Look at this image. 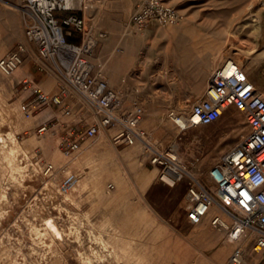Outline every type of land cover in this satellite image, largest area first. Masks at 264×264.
<instances>
[{"label": "rangeland", "instance_id": "374dc122", "mask_svg": "<svg viewBox=\"0 0 264 264\" xmlns=\"http://www.w3.org/2000/svg\"><path fill=\"white\" fill-rule=\"evenodd\" d=\"M165 1L182 19L138 30L131 22L144 0H93L95 10L87 16L100 34L94 57L104 63L109 84L122 91L126 108L141 100V125L154 143L179 142L186 168L209 181V169L249 131L245 113L232 108L218 121L181 131L170 111L189 110L228 56L236 57L264 93V0ZM29 17L21 0H0V57L21 44L27 47L13 74L0 73V134L8 135L0 148V264H200L199 224L189 221L186 208L189 176L176 185L162 179L140 143L114 140L117 127L86 138L77 151L62 148L69 124L83 130L96 116L87 101L62 87L55 66L41 68L37 46L27 37ZM205 51L209 67L201 70L193 59ZM25 79L61 94L63 103L24 111L22 105L33 100ZM47 121L51 128L39 135L38 127ZM24 151H38L56 166L55 174L42 182L2 185L7 163L20 162ZM69 174L76 182L66 192L61 186ZM47 219H55L63 237L53 234ZM223 231L221 243L229 234Z\"/></svg>", "mask_w": 264, "mask_h": 264}, {"label": "built area", "instance_id": "2783aa9c", "mask_svg": "<svg viewBox=\"0 0 264 264\" xmlns=\"http://www.w3.org/2000/svg\"><path fill=\"white\" fill-rule=\"evenodd\" d=\"M21 3L30 16L27 37L37 46L41 68L55 66L62 78V87L87 101L96 116L94 123L83 130L69 124L61 139L62 148L77 151L86 138L117 127L119 131L113 136L114 140L128 145L140 143L150 163L160 168L162 179L176 185L189 176L186 208L191 223L203 222L218 206L219 212L211 217V223L219 229H227L230 241L237 244L229 264H264V94L243 65L235 58H226L213 70L205 92L189 110L170 111L181 131L218 121L232 108L243 111L247 117L249 131L222 154L208 171L209 181H204L186 168L179 142L173 141L164 147L154 143L150 132L141 125L145 112L141 100L134 99L126 108L122 91L109 84L104 63L94 57L100 34L89 24L87 16L95 10L93 0H80L77 6L66 4L67 0H21ZM63 10L69 13L60 16L58 12ZM182 17V13L165 0H144L131 23L134 29L142 30L152 22L166 26L178 23ZM73 34L80 40H71ZM26 51L27 47L21 44L0 57V73L13 74L25 61ZM24 83L31 85L33 95L32 102L22 105L24 111L29 112L32 105L63 103L61 94H50L29 79ZM51 125L49 121L42 123L37 130L39 135H45ZM7 138V134H0L1 149L8 144ZM39 154L24 151L18 157L20 162L9 161L10 171L2 177V185L42 182L53 176L56 166L43 161ZM75 182L76 175L69 174L62 183V190L67 192ZM217 190L231 204L224 201ZM225 215L230 217L231 223ZM247 241H251L249 248Z\"/></svg>", "mask_w": 264, "mask_h": 264}, {"label": "crops", "instance_id": "0c3cea01", "mask_svg": "<svg viewBox=\"0 0 264 264\" xmlns=\"http://www.w3.org/2000/svg\"><path fill=\"white\" fill-rule=\"evenodd\" d=\"M76 37L77 36L73 35L70 39L78 40V37ZM201 51L203 52V48H201ZM193 61H195L197 65H200L201 70H208L209 59L206 51L204 56L201 53L200 58H194ZM139 90L140 89H137V91ZM217 212H219V209L214 207L208 217H206L203 222L199 223L198 229L200 233H202V238L197 249V260L200 264H229V256L236 246V244L227 240L221 243L222 239L225 237V232L223 229L215 228L211 223V217ZM225 216L229 219L227 215Z\"/></svg>", "mask_w": 264, "mask_h": 264}, {"label": "bare ground", "instance_id": "6f19581e", "mask_svg": "<svg viewBox=\"0 0 264 264\" xmlns=\"http://www.w3.org/2000/svg\"><path fill=\"white\" fill-rule=\"evenodd\" d=\"M66 4H69V5H79L80 4V0H67V3ZM244 24V23H243ZM258 28H260V25H258ZM250 51L251 50H248L246 52V59L248 61H250ZM229 57H232V58H236L234 56H228L227 58ZM206 78V77H205ZM205 83V82H204ZM203 84V83H202ZM201 85V83L199 84ZM199 87V86H198ZM197 87V88H198ZM263 93V92H262ZM264 94V93H263ZM160 132H165V127L164 125H162L160 127ZM183 158H184V155H183ZM103 176V175H102ZM218 207L217 205L215 206V208ZM212 212V211H211ZM48 220V219H47ZM55 220V219H54ZM53 219H49L48 221V224H49V227L51 228V230L53 231V234L55 236H58V235H61L63 237V231L60 229V227L57 225V223L54 221ZM199 226V225H198ZM47 227V226H46ZM50 230V229H49ZM206 231V230H205ZM199 232V231H198ZM205 233V232H204ZM202 234V233H201ZM206 235V234H205ZM215 235V234H214ZM214 237V236H213ZM217 237V236H216ZM227 240L230 241L231 240V236L230 234L227 235Z\"/></svg>", "mask_w": 264, "mask_h": 264}]
</instances>
